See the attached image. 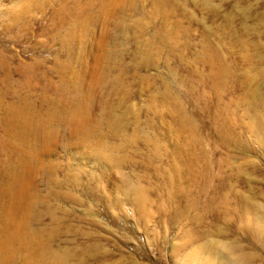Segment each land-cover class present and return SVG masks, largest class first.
Masks as SVG:
<instances>
[{"label": "rangeland", "instance_id": "374dc122", "mask_svg": "<svg viewBox=\"0 0 264 264\" xmlns=\"http://www.w3.org/2000/svg\"><path fill=\"white\" fill-rule=\"evenodd\" d=\"M230 232L264 252V0H0V264H225Z\"/></svg>", "mask_w": 264, "mask_h": 264}, {"label": "clouds", "instance_id": "9594fccd", "mask_svg": "<svg viewBox=\"0 0 264 264\" xmlns=\"http://www.w3.org/2000/svg\"><path fill=\"white\" fill-rule=\"evenodd\" d=\"M229 235L239 246L237 250L245 254L242 258L223 249H218L210 240L208 241L214 252L225 261V264H264V252H261L258 247L253 246L251 242L245 239L242 232H230Z\"/></svg>", "mask_w": 264, "mask_h": 264}, {"label": "bare ground", "instance_id": "6f19581e", "mask_svg": "<svg viewBox=\"0 0 264 264\" xmlns=\"http://www.w3.org/2000/svg\"><path fill=\"white\" fill-rule=\"evenodd\" d=\"M160 1H162V0H160ZM115 122H117V121H115ZM121 123V122H120ZM85 125V124H84ZM114 125H115V123H114ZM76 130H83V123H82V120L79 122V124L77 125V128H76ZM141 191V190H140ZM140 195L142 196V194H140L139 193V195L137 194V196H138V198L140 197ZM261 219H263V218H261ZM237 257H241L242 258V256H237ZM57 259V258H56ZM57 262V261H56ZM52 264H54V263H52Z\"/></svg>", "mask_w": 264, "mask_h": 264}]
</instances>
